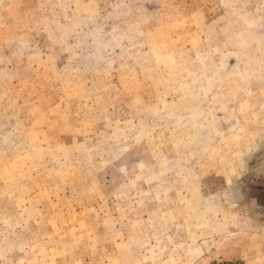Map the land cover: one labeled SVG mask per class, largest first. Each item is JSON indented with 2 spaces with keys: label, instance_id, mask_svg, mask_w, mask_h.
<instances>
[{
  "label": "rangeland",
  "instance_id": "rangeland-1",
  "mask_svg": "<svg viewBox=\"0 0 264 264\" xmlns=\"http://www.w3.org/2000/svg\"><path fill=\"white\" fill-rule=\"evenodd\" d=\"M264 264V0H0V264Z\"/></svg>",
  "mask_w": 264,
  "mask_h": 264
},
{
  "label": "built area",
  "instance_id": "built-area-1",
  "mask_svg": "<svg viewBox=\"0 0 264 264\" xmlns=\"http://www.w3.org/2000/svg\"><path fill=\"white\" fill-rule=\"evenodd\" d=\"M216 264H243V263L241 261L223 260V261H219Z\"/></svg>",
  "mask_w": 264,
  "mask_h": 264
}]
</instances>
